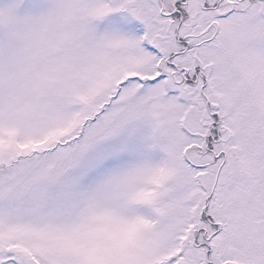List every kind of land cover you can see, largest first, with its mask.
Listing matches in <instances>:
<instances>
[{
    "label": "snow or ice",
    "instance_id": "1",
    "mask_svg": "<svg viewBox=\"0 0 264 264\" xmlns=\"http://www.w3.org/2000/svg\"><path fill=\"white\" fill-rule=\"evenodd\" d=\"M0 264H264V0H0Z\"/></svg>",
    "mask_w": 264,
    "mask_h": 264
}]
</instances>
